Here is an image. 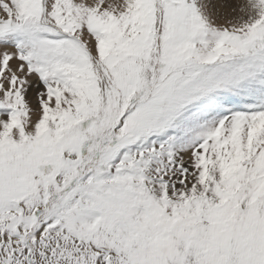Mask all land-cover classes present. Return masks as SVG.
<instances>
[{
	"label": "snow or ice",
	"instance_id": "snow-or-ice-1",
	"mask_svg": "<svg viewBox=\"0 0 264 264\" xmlns=\"http://www.w3.org/2000/svg\"><path fill=\"white\" fill-rule=\"evenodd\" d=\"M0 264H264V0H0Z\"/></svg>",
	"mask_w": 264,
	"mask_h": 264
}]
</instances>
